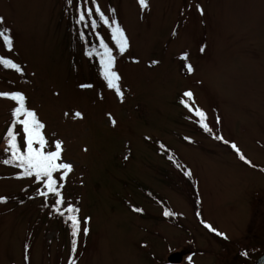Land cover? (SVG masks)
Returning <instances> with one entry per match:
<instances>
[{"label": "rangeland", "instance_id": "rangeland-1", "mask_svg": "<svg viewBox=\"0 0 264 264\" xmlns=\"http://www.w3.org/2000/svg\"><path fill=\"white\" fill-rule=\"evenodd\" d=\"M96 3L124 29L123 54L91 0H0V31L10 29L13 38L11 52L0 38V55L22 69L0 64V92L24 93L46 125L48 150L63 141V159L73 163L61 181L64 197L81 219L74 238L67 216L54 210L55 197L39 195V181L3 163L17 105L0 97V264H168L174 253L178 264H246L260 256L264 0ZM78 7L93 8L96 29L77 30ZM100 38L113 50L122 100L102 76ZM185 91L194 93L211 133L181 104ZM165 209L174 215L164 216Z\"/></svg>", "mask_w": 264, "mask_h": 264}, {"label": "snow or ice", "instance_id": "snow-or-ice-1", "mask_svg": "<svg viewBox=\"0 0 264 264\" xmlns=\"http://www.w3.org/2000/svg\"><path fill=\"white\" fill-rule=\"evenodd\" d=\"M69 4L72 0H68ZM85 3L88 0H84ZM141 8H147V0H138ZM91 3L95 5V14L99 17L105 25L111 28L112 40H114L116 46L118 47L121 54H123L129 47L128 37L125 34L124 29L119 25L116 20H109L105 13L101 10L99 4L96 0H91ZM201 14H203V9H198ZM77 11L79 13L77 24L83 25L85 28L91 27L92 29L97 28V20L93 17V8H83L78 7ZM90 20V25H89ZM4 23L3 17H0V24ZM81 39L85 38L84 32L80 33ZM0 38H2L4 45L7 47L8 51L11 52L13 49V38L10 34V29H5L0 31ZM100 48L103 49L102 52L97 53L100 58L101 73L106 81V85L109 89L115 91L116 95L123 99V91L121 89L120 80L121 77L119 73L115 70V56L113 55V50L105 42L103 38H100ZM204 49L202 48L201 51ZM89 56L93 55V52L87 53ZM181 59L187 60L188 54L182 53ZM153 63H156L153 61ZM0 64L6 68L14 69L17 72H22L21 66L15 63L12 59H7L0 55ZM186 71L192 73L194 71L193 66L189 63L185 65ZM81 87H92V85H81ZM0 97L10 99L16 102V105L12 110V122L8 127L5 134V141L7 144L6 151H10V159H5L3 161L6 165H15L16 167L22 169V174L19 178L30 177L39 181L44 191L37 189V192L41 196H52L55 197L53 202L54 210L61 216H67V221L70 222L72 228V236L75 238L80 232L81 219L79 217L80 209L71 203H67L64 197V184L61 181H66L69 173L73 170V163L70 161H64L63 159V141L56 140L54 143V150H48L49 142L44 134V129L46 127L45 123L41 121L35 109H31L27 106L26 96L23 92H0ZM183 97L187 99H181V104L189 109L190 112H194L198 118L200 126L207 132L211 133L212 129L208 126L206 120V113L195 107L194 93L192 91H185ZM77 117L81 116V113H75ZM112 124L115 125L116 121L113 119ZM18 126L22 127V133L18 132ZM18 135H22V139L18 141ZM187 139V137H186ZM216 139L223 141L228 144L229 141L225 140L223 136H217ZM26 147V151H22V148ZM163 148L164 145H161ZM232 149L238 154L239 159L245 163L251 164L252 162L246 159L245 154L241 149L235 144H231ZM187 175H191L188 172ZM0 197V200H3ZM66 205V206H65ZM137 212H142L140 208L134 209ZM163 215L166 217L174 215L170 210L165 209ZM87 223V221H85ZM202 223H204L202 221ZM210 231L216 232L217 230L209 223L204 225ZM88 228H84L83 232L85 235L88 234ZM222 235L221 233H217ZM73 251L76 248V240L72 241ZM247 255V253H244Z\"/></svg>", "mask_w": 264, "mask_h": 264}, {"label": "water", "instance_id": "water-1", "mask_svg": "<svg viewBox=\"0 0 264 264\" xmlns=\"http://www.w3.org/2000/svg\"><path fill=\"white\" fill-rule=\"evenodd\" d=\"M170 263H177L180 261V254L174 253L168 257ZM253 264H264V254L261 255Z\"/></svg>", "mask_w": 264, "mask_h": 264}, {"label": "flooded vegetation", "instance_id": "flooded-vegetation-1", "mask_svg": "<svg viewBox=\"0 0 264 264\" xmlns=\"http://www.w3.org/2000/svg\"><path fill=\"white\" fill-rule=\"evenodd\" d=\"M244 249H245V248H243V249H239V250H238L239 252L237 253V255L239 254L238 257H241L240 260H242V258H243L242 254L245 253V250H244ZM191 253L193 254V252H191ZM185 254H187V253L185 252ZM257 257H258V256H256L255 259H256ZM251 259H252V257H251ZM246 263H249V264H250V263H252V261H250V259H249ZM240 264H244V263H243V260L240 262Z\"/></svg>", "mask_w": 264, "mask_h": 264}, {"label": "trees", "instance_id": "trees-1", "mask_svg": "<svg viewBox=\"0 0 264 264\" xmlns=\"http://www.w3.org/2000/svg\"><path fill=\"white\" fill-rule=\"evenodd\" d=\"M74 26L77 28V30L81 29V27H82V26L80 27V25L77 24L76 22L74 23ZM94 52H97V49ZM9 158H11V157L9 156ZM252 258H253V256H252ZM254 260H255V257L253 259H250V261H254ZM246 264H249V263H246Z\"/></svg>", "mask_w": 264, "mask_h": 264}]
</instances>
